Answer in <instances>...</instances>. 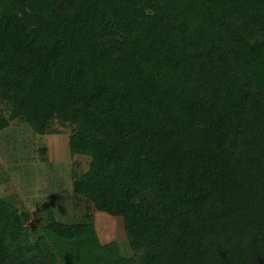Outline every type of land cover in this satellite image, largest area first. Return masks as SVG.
I'll list each match as a JSON object with an SVG mask.
<instances>
[{"label":"trees","instance_id":"16d2710c","mask_svg":"<svg viewBox=\"0 0 264 264\" xmlns=\"http://www.w3.org/2000/svg\"><path fill=\"white\" fill-rule=\"evenodd\" d=\"M0 106L72 128L91 210L0 198V264H264V0H0Z\"/></svg>","mask_w":264,"mask_h":264},{"label":"rangeland","instance_id":"374dc122","mask_svg":"<svg viewBox=\"0 0 264 264\" xmlns=\"http://www.w3.org/2000/svg\"><path fill=\"white\" fill-rule=\"evenodd\" d=\"M53 128L56 132L40 135L24 121L15 120L0 131V198L14 199L32 220L50 202L61 219L80 221L91 210L75 196L73 182L75 173L88 169L89 160L71 155L70 126L56 123ZM92 212L101 242L116 241L123 253H130L123 218Z\"/></svg>","mask_w":264,"mask_h":264}]
</instances>
